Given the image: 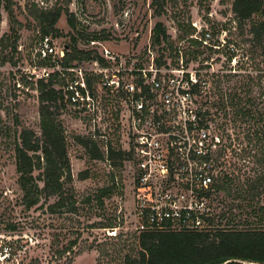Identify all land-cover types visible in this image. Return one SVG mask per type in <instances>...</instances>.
<instances>
[{
	"label": "rangeland",
	"instance_id": "374dc122",
	"mask_svg": "<svg viewBox=\"0 0 264 264\" xmlns=\"http://www.w3.org/2000/svg\"><path fill=\"white\" fill-rule=\"evenodd\" d=\"M151 2L54 0L50 9L63 7L65 12L55 30L48 28L49 34H44L45 24L40 21L43 9L28 0L22 2V7L10 5L0 13V250L4 246L11 247L10 258H0V264H126L125 257H134L139 250L140 233L135 230L130 214L132 185L130 177L125 175L129 167L109 168L103 159L92 158L78 140V136L92 137L103 150L98 134L104 129L115 134L111 103L112 115L102 123L98 117L81 116L66 96L65 106L57 110L66 130L73 175L71 185L76 190L78 211L52 214L46 203L31 209L22 204L15 145L24 126L41 131L38 80L59 71L55 86L65 94L66 84L75 78L73 72H60L54 58L46 61L39 58L38 51L45 36L51 37L58 50H67L76 42L82 50L96 51L91 41L100 40L107 42L111 49L137 53L141 61H148L151 53L158 61L173 67L183 61L188 73L198 80V86L192 87L196 93L190 105L195 110L202 106L207 109L208 102L218 100V135L221 145L227 146L224 151L220 150L218 170L219 177L228 179V185L216 193V225L231 228L261 223L251 212L250 205L263 201L264 191L252 200L254 192L249 185L264 173V148L256 144V134L254 139L248 135L264 122V77L260 79V75H264V63L260 49L252 46L250 21L239 22L233 12L234 0H166L161 16L154 14ZM259 17L260 14L254 16ZM71 19L75 26L70 23ZM158 21L167 27L170 36L167 43L152 42V30ZM206 29L212 33L208 44L194 37ZM94 34L99 38H93ZM88 61L73 63L89 69ZM89 73L86 70L87 79L95 85L98 79L90 77ZM201 84L204 85L201 87ZM231 92L243 98L242 105L251 110L250 116L232 121L231 108L219 104L220 99L228 103L226 94ZM252 99L255 103L248 102ZM214 124L209 121V128L205 129L209 134L208 143L213 138L218 140ZM112 138L117 143L116 137ZM112 173L124 180L123 189L117 187L108 193L103 198L102 209L94 195L99 188L111 186ZM209 173L216 175L212 170ZM88 197L94 200L87 201ZM109 223L118 225L112 229V235L104 227ZM72 241L75 244L71 253L59 258L58 251ZM71 256L73 260L68 263Z\"/></svg>",
	"mask_w": 264,
	"mask_h": 264
},
{
	"label": "built area",
	"instance_id": "2783aa9c",
	"mask_svg": "<svg viewBox=\"0 0 264 264\" xmlns=\"http://www.w3.org/2000/svg\"><path fill=\"white\" fill-rule=\"evenodd\" d=\"M28 1L43 10H50L54 2ZM22 2L27 0H0V13L10 5L22 7ZM194 37L208 44L212 33L206 29ZM91 43L97 47L98 57L88 61L89 69L78 63L63 67L66 49L58 50L50 36L42 39L38 55L42 60L54 58L60 72L75 73L66 84L65 96L81 116L98 117L102 123L112 115L110 103L114 106L115 134L104 129L98 137L109 168L129 167L125 175L132 185L130 214L135 230L214 233L217 191L209 173L211 165L203 157L214 151L216 144L213 140L208 143L201 117L190 105L195 94L192 87L198 80L188 73L183 61L173 67L158 61L153 53L148 61H141L137 53L111 49L107 42ZM86 70L98 79L95 85L89 84ZM110 148L123 152L117 160L121 165L109 156ZM111 177L112 184L123 189L124 180L114 173ZM112 229L106 228L111 235ZM10 250L4 246L0 258L8 260Z\"/></svg>",
	"mask_w": 264,
	"mask_h": 264
},
{
	"label": "trees",
	"instance_id": "16d2710c",
	"mask_svg": "<svg viewBox=\"0 0 264 264\" xmlns=\"http://www.w3.org/2000/svg\"><path fill=\"white\" fill-rule=\"evenodd\" d=\"M166 0H152L151 6L154 8V14L161 16L165 12ZM67 11V9H66ZM65 12L63 7L50 10H40V21L44 25V34H49L50 29L55 30V25ZM233 12L236 18L242 24L250 21L249 33L251 35L252 46L260 49L261 61L264 63V0H234ZM260 14L258 19L254 16ZM70 23L75 26L74 20ZM93 38H99L94 34ZM169 34L166 25L162 21L156 22L152 30L153 44L169 42ZM197 42V40L195 39ZM94 54V55H93ZM96 51H85L80 49L76 42L69 45L65 51L62 66L69 67L74 61L96 59ZM48 59H44L49 60ZM59 71L51 73L48 77H41L38 80L37 90L39 91V109H40V133L33 128L24 126L21 128L19 140L16 141V167L18 172V183L23 192L22 204L27 209L35 206H42L46 203L48 212L52 214H63L77 212V194L75 188L71 185L73 182L72 166L67 147L66 130L58 117L57 110L65 106V94L62 89L55 86V78ZM259 77V75H258ZM264 75H260L262 79ZM252 78V77H251ZM254 80L253 78L251 79ZM90 81V80H89ZM89 84H91L89 82ZM204 84H201V87ZM198 86L197 84L193 85ZM193 87V88H194ZM193 90V93L196 91ZM252 92V91H251ZM216 93V92H215ZM223 93H221L222 95ZM229 102L220 99L221 106L231 108L232 121L239 117H248L251 110L242 105L243 98L237 93L226 94ZM253 101V99L251 101ZM264 107V105H263ZM264 115V111L262 112ZM197 114L201 117L202 126L209 128L208 122L215 124L214 133L218 138L213 141L216 149L203 157L204 162H209L211 170L216 173L213 187L216 191L226 188L227 181L219 177L220 150L224 151L227 146L221 145L219 139L218 122V100L208 102V108L197 109ZM228 113L224 114L227 117ZM263 117V116H262ZM264 118L262 119V122ZM226 123H221L225 125ZM257 130V131H256ZM256 134L257 142L264 148V122L255 126L248 137L254 139ZM79 143L84 146L91 157L94 159H103L104 153L98 141L92 137L78 136ZM221 145V147H220ZM109 156L115 159L119 165L118 159H122L123 152L115 151L110 148ZM121 165V164H120ZM117 187L113 184L109 187H101L94 195L98 206L103 209L104 197ZM249 188L254 192L253 198L260 196L264 191V173H261L255 180H251ZM262 188V189H261ZM229 192L231 189L228 188ZM242 194V192L240 193ZM54 199L51 202V199ZM92 197L86 199L94 200ZM253 215L261 223L250 224L245 227H217V230L210 234L198 231H152L142 232L138 236L139 250L134 257L127 255L126 264H264V200L257 201L255 205H250ZM116 223L105 225L106 228H115ZM75 241H72L67 247L58 251L59 258L64 254H69ZM103 253L102 248H98ZM81 250H78V254ZM75 253V254H77ZM73 256L68 257L70 263Z\"/></svg>",
	"mask_w": 264,
	"mask_h": 264
}]
</instances>
